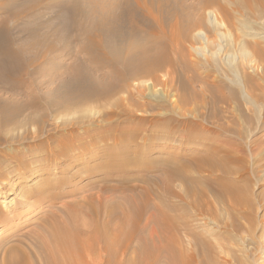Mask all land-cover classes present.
I'll list each match as a JSON object with an SVG mask.
<instances>
[{
    "label": "rangeland",
    "instance_id": "rangeland-1",
    "mask_svg": "<svg viewBox=\"0 0 264 264\" xmlns=\"http://www.w3.org/2000/svg\"><path fill=\"white\" fill-rule=\"evenodd\" d=\"M26 1L0 0V28L4 26L15 33L21 18L11 17L10 12L20 6L22 16L30 14L21 6ZM240 39L252 42L250 38ZM217 49L213 46L209 52L215 54ZM236 53L237 58L230 64L222 60L224 53H218L216 68L215 57L192 54L196 64L183 70L185 92L179 88L177 77L170 88L151 87L149 82L139 80L118 95L119 104L101 108L88 105L74 115H61L55 121L49 118L54 127L48 126L47 130H53L42 138L43 142L34 144L43 143L49 150L61 149L70 135L83 136L85 140L76 142L65 157L54 154L55 169L18 183L6 201L27 189L34 190L38 183L39 187L48 182L53 186L43 190L42 199H29L34 206L30 213L22 208L25 214L7 227L0 226V240L32 232L33 223L44 215L52 217L56 213L63 217L69 201L79 204L92 198L95 204L100 200L109 202L110 212L124 209L125 229L134 237L126 251L125 264H145L144 260L150 259L135 251L150 228L156 231L157 246L170 250L160 251L157 263L153 262V251L148 264H264V60L250 57L251 68ZM68 55L62 54L63 63L71 61ZM235 67L236 77L229 71ZM161 79L165 80L164 73ZM185 95L187 102L180 103V97ZM138 120L141 122H133ZM66 121L74 123V127L63 126ZM126 126L134 130L122 129ZM31 146L24 143L7 148L20 153ZM116 163L125 166L117 172L110 171ZM35 181L37 184H33ZM53 195L56 200L49 201ZM87 206L76 208L85 213ZM136 219L142 221L135 229ZM177 250L183 252L179 261L171 253ZM89 258L96 261L94 255L86 258L84 251L82 260Z\"/></svg>",
    "mask_w": 264,
    "mask_h": 264
},
{
    "label": "bare ground",
    "instance_id": "bare-ground-1",
    "mask_svg": "<svg viewBox=\"0 0 264 264\" xmlns=\"http://www.w3.org/2000/svg\"><path fill=\"white\" fill-rule=\"evenodd\" d=\"M21 6L31 12L22 16L20 6L11 10V17L21 18L15 33L4 26L0 28L2 228L22 216V208H27L26 214L30 213L34 207L30 205L31 197L42 199L43 190L53 186L48 182L43 188L38 183L34 190L27 189L6 201L18 183L55 169L54 154L65 157L76 142L85 140L83 136L70 135L61 149L49 150L43 143L34 144L54 127L49 118L55 121L61 115H74L80 108L119 104L118 95L139 80L149 82L151 87L170 88L177 77L179 88L185 92L183 70L196 64L191 60L192 54L215 57V68L220 52L224 53L222 60L229 64L237 58L236 52L251 68L250 57L264 60V0H28ZM240 37L250 38L252 42ZM78 45L82 49L78 50ZM213 46L218 47L215 54L209 52ZM63 53H70L69 63L62 62ZM47 65L49 69L45 70ZM229 71L235 77L238 75L236 67ZM161 73L165 80L161 79ZM136 94L140 92L136 90ZM179 102H187L186 95ZM70 122L62 123L74 127ZM48 126L52 128L47 130ZM24 143L33 146L20 153L7 148ZM36 156L40 158L33 161ZM123 166L112 165L110 171L117 172ZM50 199L54 201L56 196ZM91 199L79 204L69 201L63 217L56 213L52 217L44 215L32 222V232L11 234L7 240H0V264H125L126 251L134 237L133 232L130 234L125 229L124 209L119 207L116 212H110L109 202L99 198L95 204L97 201L93 203ZM77 205L81 210L88 205L87 212H80ZM49 218L55 221L50 222ZM141 221L136 219L133 227L136 229ZM150 229L143 236V244L135 249L144 258L150 256L144 260L145 264L151 262L153 251L156 254L153 262L157 263L158 253L170 248L158 247L154 242L156 231ZM84 251L86 258L94 255L96 261L82 260ZM171 253L175 260L183 257L182 251Z\"/></svg>",
    "mask_w": 264,
    "mask_h": 264
}]
</instances>
